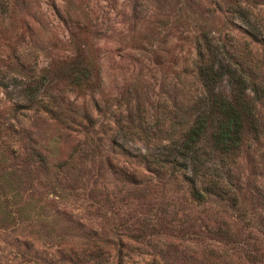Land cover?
<instances>
[{
  "label": "rangeland",
  "instance_id": "rangeland-1",
  "mask_svg": "<svg viewBox=\"0 0 264 264\" xmlns=\"http://www.w3.org/2000/svg\"><path fill=\"white\" fill-rule=\"evenodd\" d=\"M241 7L264 25V0H0V76L10 87L12 77H44L46 110H15L0 89V264H98L85 250L108 237L109 264H264V134L223 166L238 212L216 201L198 208L181 179L130 185L105 157L114 133L145 153L189 130L192 118L174 127L173 116L196 87L195 41L204 33L242 47ZM75 55L98 68L91 92L68 86ZM257 113L264 128V101ZM87 136L99 145L95 161L65 163ZM217 227L234 241L219 242Z\"/></svg>",
  "mask_w": 264,
  "mask_h": 264
},
{
  "label": "trees",
  "instance_id": "trees-1",
  "mask_svg": "<svg viewBox=\"0 0 264 264\" xmlns=\"http://www.w3.org/2000/svg\"><path fill=\"white\" fill-rule=\"evenodd\" d=\"M241 9L236 14L247 26L245 34L250 38L244 41L242 47L238 48L230 41H216L202 32L195 41L190 87H196L189 101L176 104L173 116L174 127H182L187 123V117L192 118L189 130L167 144L147 147L145 153L126 147L128 137L114 133L109 150L106 151L110 157L105 156L112 175L136 187L165 178L167 181L181 179L186 184L189 200L198 208L216 201L227 204L233 212L239 211V195L236 196L221 184L223 166L236 159L247 137L257 141L264 134L257 113V104L264 101V60L261 56L252 58L250 48L261 47L264 52V25L252 22L249 17L252 12L245 7ZM77 30L76 37L81 34L80 29ZM68 64L65 68L66 80L77 94L91 92V88L99 85L98 68L88 64L84 58L75 55ZM8 82H12L13 86L3 83L0 76V89L5 91L9 101H16L13 102L15 110L35 107L46 111L45 107L40 106L41 100L37 99L44 77L35 81H17L12 77ZM84 120L89 130L94 127L89 115H84ZM98 148L93 138L87 136L65 163L95 161ZM33 155L44 158L35 149L31 151ZM119 158L134 160L141 168L137 169L131 163L119 165ZM189 228L184 227L183 230ZM213 233L219 242H231L236 238L228 227H217ZM104 241L103 246H95L96 250H85L86 255L96 258L98 264H109V258L102 257V248L107 246L109 249L113 241L109 237ZM115 264L126 262L116 258Z\"/></svg>",
  "mask_w": 264,
  "mask_h": 264
}]
</instances>
